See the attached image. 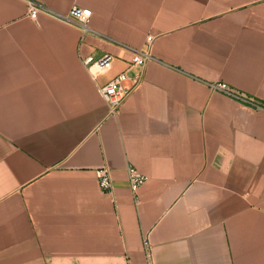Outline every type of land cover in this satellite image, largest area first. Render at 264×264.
<instances>
[{"label":"crops","instance_id":"1","mask_svg":"<svg viewBox=\"0 0 264 264\" xmlns=\"http://www.w3.org/2000/svg\"><path fill=\"white\" fill-rule=\"evenodd\" d=\"M34 1L90 30L0 0V264H264V0ZM142 49L110 115L97 88Z\"/></svg>","mask_w":264,"mask_h":264},{"label":"built area","instance_id":"2","mask_svg":"<svg viewBox=\"0 0 264 264\" xmlns=\"http://www.w3.org/2000/svg\"><path fill=\"white\" fill-rule=\"evenodd\" d=\"M41 10L63 22L77 26L82 34H86L90 30L88 22L91 16V10L89 8L75 5L71 6L65 13H54L42 8L34 0H28L27 14L31 19H35ZM151 40L152 36L148 35L146 37L148 45ZM149 59H151L149 49L137 50L134 62L130 64V66L137 67L135 72L129 75L126 70L122 71L112 76L105 84L98 86V93L107 104L110 115H116L124 100L141 84L143 81L144 66ZM112 60L113 56L111 54L104 53L99 57L86 56L83 59V63L89 74L94 78L98 73L108 71L111 68ZM127 80L130 81L129 84H125ZM213 87L222 90L230 96L243 98L241 94L229 88L225 83L215 84ZM96 174L100 189L104 192H111L113 186L110 169L106 165H102L96 169ZM126 175L129 188L133 195H135L139 187L146 181L147 176L140 173L132 165L127 166Z\"/></svg>","mask_w":264,"mask_h":264}]
</instances>
